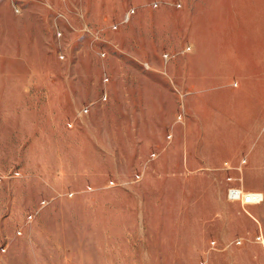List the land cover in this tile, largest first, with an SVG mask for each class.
Instances as JSON below:
<instances>
[{
  "label": "rangeland",
  "instance_id": "374dc122",
  "mask_svg": "<svg viewBox=\"0 0 264 264\" xmlns=\"http://www.w3.org/2000/svg\"><path fill=\"white\" fill-rule=\"evenodd\" d=\"M175 5L0 0V264H264V202L227 197L264 189V129L200 135L164 72Z\"/></svg>",
  "mask_w": 264,
  "mask_h": 264
},
{
  "label": "crops",
  "instance_id": "0c3cea01",
  "mask_svg": "<svg viewBox=\"0 0 264 264\" xmlns=\"http://www.w3.org/2000/svg\"><path fill=\"white\" fill-rule=\"evenodd\" d=\"M174 1L180 6H174L172 33L163 31L161 39L173 48L164 72L195 126L201 124L200 135L226 137L236 141L233 147L243 141L247 150L246 141L257 140L264 129V0ZM162 11L165 16L171 8ZM195 126L190 131L197 136ZM258 166L251 167L261 176L264 165ZM242 185L264 192L258 184L246 186L244 178Z\"/></svg>",
  "mask_w": 264,
  "mask_h": 264
},
{
  "label": "built area",
  "instance_id": "2783aa9c",
  "mask_svg": "<svg viewBox=\"0 0 264 264\" xmlns=\"http://www.w3.org/2000/svg\"><path fill=\"white\" fill-rule=\"evenodd\" d=\"M238 165H236L235 167L239 171H242V164H240L239 166ZM229 179L240 181L241 177H235V178L229 177ZM227 197L232 201H239L240 204L245 207L247 205L261 203L264 200V192L257 189H247L242 184L239 183L228 186Z\"/></svg>",
  "mask_w": 264,
  "mask_h": 264
}]
</instances>
